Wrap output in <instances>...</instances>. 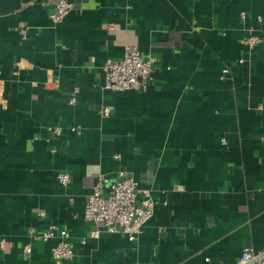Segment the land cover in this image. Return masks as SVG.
Wrapping results in <instances>:
<instances>
[{
    "label": "crops",
    "instance_id": "1",
    "mask_svg": "<svg viewBox=\"0 0 264 264\" xmlns=\"http://www.w3.org/2000/svg\"><path fill=\"white\" fill-rule=\"evenodd\" d=\"M58 1L0 0V264H55V241L28 234L51 224L70 232L63 264H234L263 248L264 41H243L264 36V0H69L53 23ZM128 45L156 58L153 79L106 88ZM121 172L154 215L134 241L88 237L89 194Z\"/></svg>",
    "mask_w": 264,
    "mask_h": 264
},
{
    "label": "built area",
    "instance_id": "2",
    "mask_svg": "<svg viewBox=\"0 0 264 264\" xmlns=\"http://www.w3.org/2000/svg\"><path fill=\"white\" fill-rule=\"evenodd\" d=\"M73 8L69 0H59L54 11L49 15L53 23L62 21ZM242 19H245V12H241ZM24 37L27 30H20ZM264 41L262 34H250L244 39V44L250 49ZM156 58L152 55L142 53L138 45H128L125 54L121 59L109 58L103 66L105 76V87L118 91L143 90L153 79L154 64ZM71 96L70 103L76 102L75 92ZM47 129L54 134H61L62 127L48 126ZM76 131V128H72ZM56 149L54 148L53 151ZM60 183L67 185L71 182V175L67 171L57 174ZM107 191H103V186ZM155 201L149 189H142L138 181L131 175L121 172L115 179H101L89 194L84 208L86 220L98 224L88 233V237L98 238L103 230L111 233H123L129 240H136L143 232L145 225L154 215ZM44 214L43 212L40 213ZM28 234L34 241L54 240L51 247V256L55 264H63L71 260L76 253L69 243L70 232L66 228H60L55 224L49 225L42 231L28 227ZM87 237L82 239L85 242ZM6 239H0V249L5 251ZM33 250L31 241L23 245V253L27 256ZM234 264H264V247L255 249L251 246H244Z\"/></svg>",
    "mask_w": 264,
    "mask_h": 264
}]
</instances>
